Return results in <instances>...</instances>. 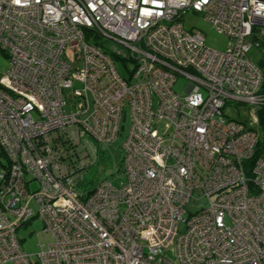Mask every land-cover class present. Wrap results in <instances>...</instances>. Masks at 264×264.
<instances>
[{"label":"built area","instance_id":"1","mask_svg":"<svg viewBox=\"0 0 264 264\" xmlns=\"http://www.w3.org/2000/svg\"><path fill=\"white\" fill-rule=\"evenodd\" d=\"M187 11L225 50L184 28ZM252 46L264 0H0V264H264L257 117L223 114L264 107ZM126 112L119 182L81 186L74 143L114 142ZM36 217L29 254L16 232Z\"/></svg>","mask_w":264,"mask_h":264},{"label":"rangeland","instance_id":"2","mask_svg":"<svg viewBox=\"0 0 264 264\" xmlns=\"http://www.w3.org/2000/svg\"><path fill=\"white\" fill-rule=\"evenodd\" d=\"M181 20L186 30L190 32H199L204 37L205 44L209 48L218 51L225 50L229 41L228 38L217 33L214 28L203 19L200 13L187 11L181 16ZM248 56L257 64L262 76H264V53L252 46L248 51ZM8 65L9 60L7 54L0 49V77L7 70ZM126 66L130 67V64L126 63ZM116 67L122 77L128 78L129 73L124 68L121 61L116 62ZM186 83V79L179 76L173 86V89L177 93L182 94ZM223 114L226 119L244 121L251 125L254 123L255 115H257L255 110L248 108L246 105L234 106L230 104H226L223 107ZM121 124L122 128L120 129L118 137L112 143H100L92 139L88 134H84L82 136V141L87 139L91 145V150H86L80 146L78 142L77 144L74 143L77 152V154L75 153L74 155L78 162H81L83 165L88 164L84 168L85 174L84 180H82L83 183L85 181L91 185H95L103 179H109L114 183L119 182V177H121L122 142L126 138L130 126V117L127 112L124 114ZM253 128L258 132L260 139L258 156L264 159V129H262L261 125L258 123V119L257 123L253 125ZM59 136L62 137L63 134L59 133ZM4 165H6V159L0 153V171ZM76 165L78 166L77 163ZM198 204L199 201L192 199L186 204L185 209L188 212H193L197 209ZM188 212L183 214L184 218L187 217ZM16 235L19 239H22L20 242L22 249L29 254L40 252L41 247L39 243H45L42 222L38 217L32 219L31 223L20 227L17 230ZM47 237L51 240L50 234H48ZM45 248L46 247L43 246V249Z\"/></svg>","mask_w":264,"mask_h":264},{"label":"trees","instance_id":"3","mask_svg":"<svg viewBox=\"0 0 264 264\" xmlns=\"http://www.w3.org/2000/svg\"><path fill=\"white\" fill-rule=\"evenodd\" d=\"M261 47H264V46H261ZM261 50H264V48H262ZM262 53H264V51H261ZM256 117L258 119V123L261 125L262 129H264V107H260L256 110ZM260 140V139H259ZM259 144H260V141L258 142L257 146H256V149H255V155H254V158L258 157V154H259ZM84 180V179H83ZM82 184H80L81 186L83 187H92L93 185H91L90 183H87L84 181H81Z\"/></svg>","mask_w":264,"mask_h":264}]
</instances>
